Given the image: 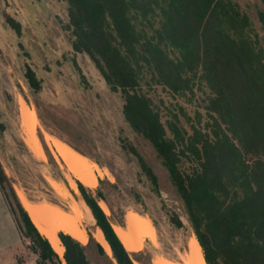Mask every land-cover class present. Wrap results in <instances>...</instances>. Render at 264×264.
<instances>
[{
    "label": "trees",
    "instance_id": "16d2710c",
    "mask_svg": "<svg viewBox=\"0 0 264 264\" xmlns=\"http://www.w3.org/2000/svg\"><path fill=\"white\" fill-rule=\"evenodd\" d=\"M59 1L68 5L73 50L87 55L111 91L121 93L126 122L151 143L168 171L205 264H264V46L249 16L233 0ZM259 20L264 30V12ZM7 22L21 33L19 23L11 18ZM25 79L40 91L30 66ZM155 88L175 101L193 104L201 99L198 108L203 112L198 109L192 117L179 107L177 113L171 103L164 116L148 94ZM5 129L0 120V135ZM127 149L159 192L153 169L133 146ZM183 161L191 165L183 168ZM76 184L116 264L140 262L100 206L107 203L101 187L92 191L79 180ZM0 190L42 264H91L86 255L90 242L110 259L91 234L86 244L88 236L59 231L61 257L37 230L1 161ZM172 222L182 227L178 216Z\"/></svg>",
    "mask_w": 264,
    "mask_h": 264
},
{
    "label": "rangeland",
    "instance_id": "374dc122",
    "mask_svg": "<svg viewBox=\"0 0 264 264\" xmlns=\"http://www.w3.org/2000/svg\"><path fill=\"white\" fill-rule=\"evenodd\" d=\"M233 1L249 16L264 46V30L259 20V12H264V0ZM8 18L21 25L20 34L10 27ZM68 26L66 2L0 0V120L6 128L0 135V161L9 181L17 196L20 188L34 204L51 202L69 212L75 211L85 237L88 236L86 244L90 234L94 238L95 222L89 217L76 184V180L82 182L81 175L76 169L68 168L57 150L49 146L44 135L46 131L92 162L99 163L95 180L82 184L92 191L101 187L107 203L101 201L100 205H106L101 207L113 228L125 226V215L131 211L147 214L150 218L152 231L131 248L125 243L134 259L142 264H153L161 256L179 261L194 235L183 202L151 143L126 122L121 93L111 91L87 55L73 50L74 38ZM27 66L35 71L41 82L39 92L32 90L26 82ZM148 94L164 116L171 103L177 113L179 107L192 117L198 109L203 112L202 107L198 108L202 104L198 98L193 104L181 98L175 101L160 88L150 90ZM20 95L30 108L36 110L33 122L40 142L39 151L26 142V127L18 101ZM201 98H204L203 94ZM180 119L189 130L185 117L181 115ZM129 145L153 169L159 192L142 172L136 156L127 149ZM183 162V168L191 165ZM48 178L65 185L67 195L63 196ZM99 179L105 183L99 185ZM6 190L20 220L13 195L8 188ZM173 216H178L182 227L173 224ZM59 231L62 230L58 229L52 236H57ZM28 241V249L38 256L33 242ZM86 255L91 264H112L111 261L116 264L112 255L107 253L110 261L99 253L95 242L86 247ZM37 263L42 264L40 258Z\"/></svg>",
    "mask_w": 264,
    "mask_h": 264
},
{
    "label": "bare ground",
    "instance_id": "6f19581e",
    "mask_svg": "<svg viewBox=\"0 0 264 264\" xmlns=\"http://www.w3.org/2000/svg\"><path fill=\"white\" fill-rule=\"evenodd\" d=\"M18 101L22 115V122L26 127V142L31 148L39 151L40 142L33 122L36 110L34 108H30L21 95L19 96ZM44 135L49 146L53 150H57L66 166L71 169H76L80 173L82 182L95 180V170H99V165L97 163L92 162L87 156L73 149L71 145H68L61 139L50 135L48 132L44 131ZM48 181L63 196L67 195V190L64 187L65 185L63 186L60 182L51 178H48ZM17 192L23 207L28 212L33 223L39 228L42 235L46 236L53 248L60 255L63 253V244L58 235L52 236V234H57L58 229L74 237H85V230L81 228L80 219L75 211L69 212L59 205L51 202L34 204L30 201L32 199H28L26 193L22 189L18 188ZM100 206L104 208L106 207L104 203ZM75 207L76 205H74L73 209H75ZM84 207L89 217L95 222L96 231L94 233V238L106 248L110 255H112V251L104 237L103 232L96 226V221L91 213V210L85 202ZM114 229L120 239L126 243L129 248H131L134 244L140 241L142 236H147L152 231L153 223L147 214L131 211L125 215V226H115ZM161 257L153 264H205L202 248L195 234L190 237L188 247L183 256L180 257L179 261L176 260L177 258L167 259L166 257ZM135 264L142 263L135 261Z\"/></svg>",
    "mask_w": 264,
    "mask_h": 264
},
{
    "label": "crops",
    "instance_id": "0c3cea01",
    "mask_svg": "<svg viewBox=\"0 0 264 264\" xmlns=\"http://www.w3.org/2000/svg\"><path fill=\"white\" fill-rule=\"evenodd\" d=\"M28 245V239L18 228L16 217L0 190V264H38V256Z\"/></svg>",
    "mask_w": 264,
    "mask_h": 264
}]
</instances>
